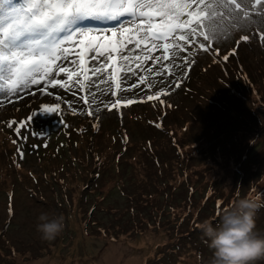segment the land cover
<instances>
[{"label": "rangeland", "instance_id": "374dc122", "mask_svg": "<svg viewBox=\"0 0 264 264\" xmlns=\"http://www.w3.org/2000/svg\"><path fill=\"white\" fill-rule=\"evenodd\" d=\"M234 47L224 42L221 52ZM237 51L223 63L203 54L181 86L161 97L164 104L101 108L93 116L72 115L67 103L58 114L37 109L29 131L46 137L21 143L24 159L13 143L19 138L0 123V264H211L199 225L220 222L238 198L264 196V50L241 44ZM17 103L20 110L0 109V120L28 116L25 101ZM65 170L79 182L70 184ZM41 212L65 217L55 240L40 238ZM256 229L264 233V206ZM188 241L198 250L176 249Z\"/></svg>", "mask_w": 264, "mask_h": 264}, {"label": "snow or ice", "instance_id": "6c2138e0", "mask_svg": "<svg viewBox=\"0 0 264 264\" xmlns=\"http://www.w3.org/2000/svg\"><path fill=\"white\" fill-rule=\"evenodd\" d=\"M232 40L236 47L223 54L222 44ZM241 44L264 50V0H0V109L11 104L20 110L21 100L29 106L23 120L0 123L13 129L24 159L19 145L46 137L29 131L37 109L58 114L67 103L72 115L93 116L101 108L119 112L148 101L164 104L161 97L181 86L203 54L213 63L217 57L228 62ZM50 89L74 98L66 101ZM41 96H54L55 102Z\"/></svg>", "mask_w": 264, "mask_h": 264}, {"label": "clouds", "instance_id": "9594fccd", "mask_svg": "<svg viewBox=\"0 0 264 264\" xmlns=\"http://www.w3.org/2000/svg\"><path fill=\"white\" fill-rule=\"evenodd\" d=\"M259 197L251 195L236 199L220 214L213 225L205 220L199 227L209 238L211 264H258L264 260V233L256 229V213L262 206ZM36 230L42 240H55L65 228V217L41 212Z\"/></svg>", "mask_w": 264, "mask_h": 264}, {"label": "trees", "instance_id": "16d2710c", "mask_svg": "<svg viewBox=\"0 0 264 264\" xmlns=\"http://www.w3.org/2000/svg\"><path fill=\"white\" fill-rule=\"evenodd\" d=\"M195 143V142H194ZM75 144L76 145H78V143H77V141L75 142ZM99 158V157H98ZM98 161V163H97V165L100 167V168H102V166H104V163L102 162L101 163V160H97ZM179 162V164H180V161H178ZM179 167H180V165H179ZM178 167V173H179V175L180 176H184L185 177V175H186V171L185 170H183V169H181V167H182V164H181V167L179 168ZM68 172L70 173V171H68V170H65V174H68ZM72 173H70V175L68 176L69 177V181H70V184H73V183H78L79 181H78V179H77V177L76 176H73L72 177ZM75 175V174H74ZM187 178H188V176H187ZM62 179H64V178H62ZM61 179V180H62ZM77 180V181H76ZM72 192H77V190L76 189H74ZM140 195H142L143 196V193H141L140 192ZM258 197L260 198V200L258 201V203H260L261 205H262V201L264 200V196H262L261 194H259L258 195ZM261 197H263V198H261ZM72 201H74V199L72 198ZM263 206H261L259 209H258V211L262 208ZM257 211V212H258ZM219 224V222H216L215 224H213L214 226L215 225H218ZM197 240V238L196 239H194V240H191V242L192 241H196ZM189 242L190 241H188V243H186V242H184L182 245H178V246H176V249L178 248V247H180V246H182L183 247V249L186 247V245H188L189 244ZM177 243H175V245H176ZM186 249H188L189 251H197L198 249H197V245L196 244H189V247H187Z\"/></svg>", "mask_w": 264, "mask_h": 264}]
</instances>
